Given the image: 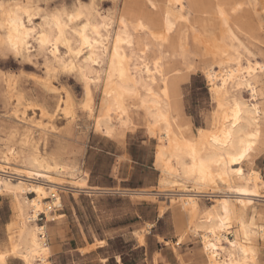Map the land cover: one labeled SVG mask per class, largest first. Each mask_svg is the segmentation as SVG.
Wrapping results in <instances>:
<instances>
[{
	"label": "bare ground",
	"instance_id": "bare-ground-1",
	"mask_svg": "<svg viewBox=\"0 0 264 264\" xmlns=\"http://www.w3.org/2000/svg\"><path fill=\"white\" fill-rule=\"evenodd\" d=\"M97 1L50 10L0 0V51L43 57L47 77L38 78L53 91L57 72L77 75L96 132L123 143L145 130L157 140L161 185L171 184L160 192L168 196L160 216L174 207L179 244L190 232L200 238L206 264H264V176L255 166L264 154V0H125L106 13ZM201 66L215 108L210 125L197 127L184 114L181 85ZM63 96L54 113L40 107L53 126L61 110L74 118V97ZM15 114L25 127L19 145L0 136V194L11 196L14 211L0 264L11 257L53 264L48 232L65 217L61 193L67 183L89 191L88 173L43 154L33 134L50 133L48 125L26 111Z\"/></svg>",
	"mask_w": 264,
	"mask_h": 264
},
{
	"label": "rangeland",
	"instance_id": "rangeland-1",
	"mask_svg": "<svg viewBox=\"0 0 264 264\" xmlns=\"http://www.w3.org/2000/svg\"><path fill=\"white\" fill-rule=\"evenodd\" d=\"M30 1L34 5L54 10L64 6L74 9L78 0ZM97 3L103 13L114 11L116 5L125 6V0H98ZM44 63L43 57L29 60L0 51V136L6 139L11 137L13 143L18 146L25 127L16 117L15 110H19V115L26 111L28 119L36 118V122L43 121L45 126L48 125L50 133L35 131L33 134L39 150L43 154L53 153L65 157L88 173L89 191L70 188L67 183L68 186L61 193L64 206L58 211L68 213L72 224L76 225L74 230H83L90 239L97 240L94 245L82 251L104 245L106 241L103 240L101 244L102 241L98 239L105 238L109 239L111 254L123 253V258L128 264H156L162 259V250L168 253L169 249H173L182 258L181 247L189 245L194 247L199 260L206 264L199 237L187 232L181 244L178 243L180 234L177 232L178 221L174 207L168 206L165 214L160 217L161 206L168 200V196H162L160 192L170 190L171 184L161 185V170L155 164L157 140L149 137L145 130L128 133L123 144L117 140L126 150L120 157H116L112 153H116L117 143L96 132L94 119L83 109L86 95L82 81L75 74L59 71L51 77L53 84L59 88L58 91H53L42 85L45 84L44 81L38 78L47 77ZM203 73L201 66L181 85L184 114L190 117L197 127L210 125L215 108L209 82ZM7 80L10 81L9 84ZM10 84L13 86L9 87ZM68 91L75 100L74 118L67 117L63 110L57 112L54 114V129L49 123L50 117L42 115L40 107L54 113L61 96L66 97ZM246 93L245 96L250 98L249 93ZM20 94L24 96L22 103L18 101ZM94 96L98 105L101 101V91L95 87ZM29 103L35 104L36 107L28 108ZM255 166L264 176V154L257 159ZM135 191H149L154 194H133ZM34 195L30 194L31 197ZM203 202L205 205H211L214 199L204 197ZM13 212L11 196L0 194V246L8 239L7 224L12 220ZM45 221L46 218L40 223ZM62 221L63 219L59 223L62 224ZM150 223L155 226L150 227ZM59 236L64 238L62 227L51 223L48 232L50 244ZM8 249L7 243L0 251ZM51 260L53 262L52 257ZM16 263L23 264V261L19 258Z\"/></svg>",
	"mask_w": 264,
	"mask_h": 264
},
{
	"label": "crops",
	"instance_id": "crops-1",
	"mask_svg": "<svg viewBox=\"0 0 264 264\" xmlns=\"http://www.w3.org/2000/svg\"><path fill=\"white\" fill-rule=\"evenodd\" d=\"M111 140L117 143V148L115 150L116 153L112 154L116 155V157H120L126 149L122 145L118 144L117 140ZM128 155H130V153H128ZM62 214H65L62 224H60L58 221L52 222L54 223V226L62 227L64 232V238L59 236V238H57L56 241L52 243L54 247V254L52 255L53 264H119L118 257H121V260L124 264H128L123 258V253L121 254L119 252H114V254H111V251L109 250V239L100 238L98 241H106L104 245H98L87 250L86 252H83L82 249L94 245L97 240L92 238L90 239V236L88 237V234H86V232L83 230H74L76 229V225L72 224L68 213L62 212ZM7 243L8 239L6 243L0 246V249L5 248ZM161 253L162 259H159L156 264H203V262H201L196 256L194 247L189 245H184L181 247L180 254L182 258H180L173 249H169L168 253L162 250ZM16 259L19 258L11 257L10 264H20L16 263ZM152 264H155V262H152Z\"/></svg>",
	"mask_w": 264,
	"mask_h": 264
},
{
	"label": "built area",
	"instance_id": "built-area-1",
	"mask_svg": "<svg viewBox=\"0 0 264 264\" xmlns=\"http://www.w3.org/2000/svg\"><path fill=\"white\" fill-rule=\"evenodd\" d=\"M46 218V214L41 213L38 218V222H42Z\"/></svg>",
	"mask_w": 264,
	"mask_h": 264
}]
</instances>
